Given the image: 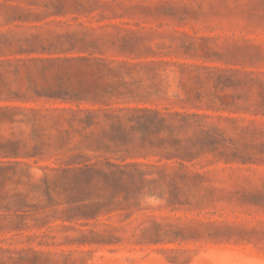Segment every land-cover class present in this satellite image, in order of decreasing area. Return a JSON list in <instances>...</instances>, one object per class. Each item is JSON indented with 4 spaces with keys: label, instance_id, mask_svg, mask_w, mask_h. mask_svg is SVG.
Segmentation results:
<instances>
[{
    "label": "rangeland",
    "instance_id": "1",
    "mask_svg": "<svg viewBox=\"0 0 264 264\" xmlns=\"http://www.w3.org/2000/svg\"><path fill=\"white\" fill-rule=\"evenodd\" d=\"M51 1L0 3L57 6L64 14L52 20L78 30L79 23L108 25L96 32L136 40V50L158 54V59L175 60L181 43L195 42L200 57L177 60L257 74L254 83L236 91L251 108L249 113L208 112L213 117L208 122L225 140L223 156L206 153L186 164L200 177L163 184L165 193L142 199L141 210L129 218L118 211L96 219L64 220L63 198L34 189L43 186L44 177L52 185V173L45 167L55 166V158L62 155L37 164L29 160V168L0 170V264H264V0ZM78 5L81 13L74 12ZM90 9L94 11L88 13ZM7 11L0 7V32L26 31L30 24L8 21ZM207 48L220 59L205 61ZM4 58L0 52V60ZM26 75L23 71L21 80L0 77V85L25 88ZM31 81L43 84L34 76ZM149 104L172 106L160 100ZM82 153L99 155L87 149ZM144 228L148 231L142 232Z\"/></svg>",
    "mask_w": 264,
    "mask_h": 264
},
{
    "label": "trees",
    "instance_id": "2",
    "mask_svg": "<svg viewBox=\"0 0 264 264\" xmlns=\"http://www.w3.org/2000/svg\"><path fill=\"white\" fill-rule=\"evenodd\" d=\"M0 7L9 10L8 21L30 24L26 31L0 32V77L21 80L25 71L28 79L25 88L0 85V130H7L0 132V165L9 166L0 170L62 155L45 167L52 185L44 177L34 189L63 198L64 220L118 211L129 218L141 210L142 199L163 195V184L200 177L186 164L206 153L223 156L220 148H226L208 112H250L251 104L236 91L254 83L257 74L177 60L200 57L195 42L181 43L175 60L158 59L136 50V40L96 32L108 25L79 23L78 30L52 20L64 14L54 5ZM82 9L78 5L74 12ZM206 54L205 61L220 59L208 48ZM33 76L43 84L31 81ZM158 100L172 106L149 104Z\"/></svg>",
    "mask_w": 264,
    "mask_h": 264
}]
</instances>
